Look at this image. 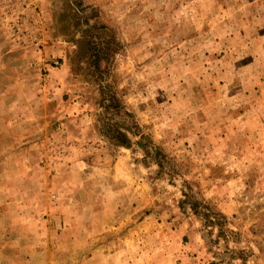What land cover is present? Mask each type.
<instances>
[{
    "label": "rangeland",
    "instance_id": "374dc122",
    "mask_svg": "<svg viewBox=\"0 0 264 264\" xmlns=\"http://www.w3.org/2000/svg\"><path fill=\"white\" fill-rule=\"evenodd\" d=\"M184 259L264 264V0L1 1L0 264Z\"/></svg>",
    "mask_w": 264,
    "mask_h": 264
},
{
    "label": "crops",
    "instance_id": "0c3cea01",
    "mask_svg": "<svg viewBox=\"0 0 264 264\" xmlns=\"http://www.w3.org/2000/svg\"><path fill=\"white\" fill-rule=\"evenodd\" d=\"M180 254H181L180 256H184V257H188L189 256V252L187 250L181 251ZM199 256H200V254H199ZM185 260L186 259H184V262L182 264H186Z\"/></svg>",
    "mask_w": 264,
    "mask_h": 264
},
{
    "label": "trees",
    "instance_id": "16d2710c",
    "mask_svg": "<svg viewBox=\"0 0 264 264\" xmlns=\"http://www.w3.org/2000/svg\"><path fill=\"white\" fill-rule=\"evenodd\" d=\"M122 144H124L126 146L129 145V140H128V138L126 136H125V139H124Z\"/></svg>",
    "mask_w": 264,
    "mask_h": 264
},
{
    "label": "built area",
    "instance_id": "2783aa9c",
    "mask_svg": "<svg viewBox=\"0 0 264 264\" xmlns=\"http://www.w3.org/2000/svg\"><path fill=\"white\" fill-rule=\"evenodd\" d=\"M1 1H4V2H6V0H0V2H1Z\"/></svg>",
    "mask_w": 264,
    "mask_h": 264
}]
</instances>
